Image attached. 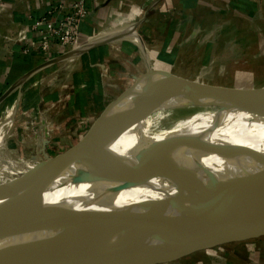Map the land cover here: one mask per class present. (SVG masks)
<instances>
[{"label": "bare ground", "instance_id": "1", "mask_svg": "<svg viewBox=\"0 0 264 264\" xmlns=\"http://www.w3.org/2000/svg\"><path fill=\"white\" fill-rule=\"evenodd\" d=\"M115 35L131 37L137 43L134 26ZM93 42L96 40L66 53L64 61L72 60L74 52ZM57 69L42 68L28 91L14 90L0 104L9 98L0 112V185L86 153H99L141 183L119 189L118 182L102 178L75 180L70 178L74 175V166H70L54 181L26 188L0 213V258L78 243L83 236L90 240L92 252L106 250L112 242L100 232L86 235L87 226L130 217L144 201L161 197L174 199L175 207L203 219L217 215L205 195H199L194 188L182 192L187 184L217 188L219 199L230 208L248 207V194H264V94L220 101L185 98L175 93L170 96L149 67L147 76L136 83L146 82L157 95L158 104L145 105L64 159L51 162L37 158L26 161L25 167L14 161L9 164L8 140L16 134L20 117L28 112L26 108L38 98L42 84L55 79ZM158 119L177 122L166 124ZM121 202L124 207L115 206ZM19 214L25 216L12 223L6 221ZM158 249L154 245L145 248L140 259H147Z\"/></svg>", "mask_w": 264, "mask_h": 264}, {"label": "crops", "instance_id": "2", "mask_svg": "<svg viewBox=\"0 0 264 264\" xmlns=\"http://www.w3.org/2000/svg\"><path fill=\"white\" fill-rule=\"evenodd\" d=\"M76 1L78 0H0V95L10 86L17 85L33 68L50 58L66 55L75 47L50 39L44 30L34 28L33 24L37 19L45 17L51 8L55 9L56 17L65 16ZM234 1L245 3L233 5L240 13L256 15L257 11L264 9V0ZM230 2L231 0H83L88 15L79 24L78 41L81 45L92 40L96 42L79 51L81 53L75 54L72 60L63 59L57 68L69 69L70 65L76 64L71 80L77 81L78 91L71 94L79 105H83L85 99L99 98L100 102L95 103L96 107L106 99L105 95H109L108 91L105 92L107 88L110 89L109 85L119 83L120 78H127L125 82L131 84L138 78L137 75L147 72L148 67L155 71L167 70L166 66L172 62L177 63L182 52L192 50L194 40L199 44L200 35L215 38L220 32L225 36L230 34L223 23L234 18ZM142 10L146 11L145 16H141ZM130 26H134L137 43L133 38L124 36L111 40L120 30L126 33ZM45 41L47 50L42 49ZM79 47L73 50H78ZM229 49L231 46H228ZM215 50V44L212 43L209 52ZM152 56L157 58L155 62ZM119 64L128 69L126 74L119 72ZM97 67L111 73L109 79L101 78V74L94 70ZM155 75L163 83L165 76ZM118 86L116 91H119ZM170 90L178 96L191 97L179 94L175 89ZM225 246L233 252L224 255ZM235 251L244 256L240 257ZM189 256L197 258V261L194 260L195 264H246L247 258L251 260V264H264V232L240 235L200 249H192L160 263L172 264Z\"/></svg>", "mask_w": 264, "mask_h": 264}, {"label": "rangeland", "instance_id": "3", "mask_svg": "<svg viewBox=\"0 0 264 264\" xmlns=\"http://www.w3.org/2000/svg\"><path fill=\"white\" fill-rule=\"evenodd\" d=\"M240 2L231 0V12L234 18L223 22L226 29L230 30V34L225 36L223 32H220L216 34L215 38L200 35L198 37L199 44H196V40H194L192 50L182 52L177 63L172 62L167 65V70L160 69L161 72L168 71L172 75L185 78L183 80L189 84L177 86L164 77L163 83L168 95L173 96L170 89H175L179 94L191 95L190 98L192 99L220 101L245 97L239 96L241 92L230 89L264 88V9L260 12L257 11L256 15L240 13L233 6L240 5ZM242 4L245 5V3ZM145 12L142 10L141 16H145ZM119 33H122V31H118L116 34ZM219 34L220 36H218ZM207 39H209L208 43ZM212 43L215 44L216 50L209 52ZM79 45H81L80 41L70 52L74 51L73 49L79 47ZM228 46H231V49L228 50ZM152 57L153 62H155L157 58ZM59 62L44 69L57 68ZM122 64H119V72L126 74L128 69ZM73 65H70L69 69L63 67L60 70L58 69V75L55 76L53 81L44 82L39 89L38 98H34L36 101L26 108L28 109L27 114L20 117L15 130L16 134L7 142V148H10L7 150L9 156L2 155L3 157L7 156L6 160L9 164L14 161L25 167L26 161L37 158L49 159L48 161L51 162L64 159L87 143L99 139L113 126L137 114L145 105L151 107L159 103L156 100L157 95L151 92L146 82L136 83V80L144 76L145 72L142 75H137L138 78L132 81L131 84L125 82L128 80L127 78H120L119 83L114 82L109 85L110 89L105 90V92L108 91L109 95H105L106 99L102 101L103 104L100 103L95 107V103L100 102L99 98L88 99L90 101L85 99L83 105L88 106L83 107V105L78 104V100L74 99L71 94V92L78 91L77 81L71 80L73 71L75 73L73 69L76 64ZM94 70L99 72L101 74L99 76L103 79L106 77L109 79V76H111L106 69L97 67ZM39 71L27 78L16 91H28ZM141 79H144V77ZM109 81L112 82V77ZM133 82H135L134 85H132ZM112 86H114V89ZM116 86H118L119 91H116ZM222 87L225 89L223 90ZM128 88L129 90H127ZM7 100L0 106V112ZM158 121L166 124L177 122L176 120L168 121L164 119H158ZM0 153H3V151L1 150ZM28 167L25 169L26 171L29 170ZM11 181L7 180L5 184ZM110 183L115 182L111 181ZM115 206L118 208L124 207V202L116 203ZM225 250L224 255L233 252L226 246ZM234 253L240 257L244 256L236 251ZM152 256L145 260L150 259ZM196 259L189 256L172 264H195L194 260ZM250 261L247 258L246 264H251ZM153 264L161 263L156 262Z\"/></svg>", "mask_w": 264, "mask_h": 264}, {"label": "water", "instance_id": "4", "mask_svg": "<svg viewBox=\"0 0 264 264\" xmlns=\"http://www.w3.org/2000/svg\"><path fill=\"white\" fill-rule=\"evenodd\" d=\"M114 39L120 38L116 36ZM74 53L77 54V52ZM64 57L63 55L53 58L33 68L20 79L17 85L10 86L0 95V104L32 74L62 61ZM150 72L162 74L177 86L189 85L183 80L185 78L167 72L154 70ZM230 90L241 92L239 96L245 97L264 94V88ZM70 166H74V175L70 178L75 180L84 177L102 178L103 180L118 182L120 184L118 185L119 189L141 183V180L120 171L99 153H86L74 160L46 165L28 175L0 185V213L15 202L26 188L38 183L47 184L54 181ZM189 188H194L201 196L205 195L210 200V204L218 211V214L203 219L193 212L181 211L175 207L174 199L165 200L161 197L152 201L147 200V202L141 203L142 207L130 217L119 219L114 223L105 222L89 225L84 229L86 235L98 232L104 234L105 239L112 242L111 247L106 250L92 252L89 249L90 240L87 237L85 240L83 236L78 240V243L74 242L11 257H2L0 264H153L175 258L192 249H200L213 243H220L229 238L264 232V194H248L245 196L248 207L230 208L222 203L219 199L220 192L213 186L187 184L182 192ZM232 195L238 199V196L234 195L233 192ZM36 196L38 195L36 194ZM25 214H19L6 221L9 223L19 221ZM151 245L161 248L160 251L154 253L148 260L140 259L141 252Z\"/></svg>", "mask_w": 264, "mask_h": 264}, {"label": "built area", "instance_id": "5", "mask_svg": "<svg viewBox=\"0 0 264 264\" xmlns=\"http://www.w3.org/2000/svg\"><path fill=\"white\" fill-rule=\"evenodd\" d=\"M55 12L54 8L48 10L45 17L34 22V28H41L50 39H54L60 44L76 46L78 43L79 24L88 15L83 0L73 3L69 8V12L63 17H56L54 15ZM42 49H47V41L43 43Z\"/></svg>", "mask_w": 264, "mask_h": 264}]
</instances>
